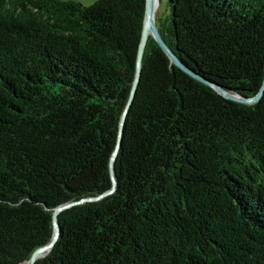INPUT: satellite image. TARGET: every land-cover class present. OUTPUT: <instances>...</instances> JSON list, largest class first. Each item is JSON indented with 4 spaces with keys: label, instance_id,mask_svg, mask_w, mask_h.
<instances>
[{
    "label": "trees",
    "instance_id": "16d2710c",
    "mask_svg": "<svg viewBox=\"0 0 264 264\" xmlns=\"http://www.w3.org/2000/svg\"><path fill=\"white\" fill-rule=\"evenodd\" d=\"M166 43L255 97L264 0H165ZM144 0H0V264H26L53 210L99 197L135 76ZM117 190L60 214L36 264H264V96L226 100L150 39Z\"/></svg>",
    "mask_w": 264,
    "mask_h": 264
},
{
    "label": "water",
    "instance_id": "95a60500",
    "mask_svg": "<svg viewBox=\"0 0 264 264\" xmlns=\"http://www.w3.org/2000/svg\"><path fill=\"white\" fill-rule=\"evenodd\" d=\"M145 1V10H144V17H143V24H142V32L141 37L139 41L138 46V52L136 57V66H135V76L134 81L132 83L130 95L124 110V113L122 115L121 121H120V128H119V138H118V144L117 147L113 153L111 162H110V172H111V178L113 182V187L110 191L106 192L105 194L84 199L80 202H72L68 204H64L56 209L53 210L52 215V221L54 226V234L52 237L51 242L41 248H38L32 255L31 259L26 264H36V262L40 259L45 258L48 256V254L51 252V250L54 248L56 243L59 240L60 237V224H59V217L60 214L76 205L84 204L87 202H96L104 199L105 197H108L112 194H114L117 190V176H116V168H115V162L119 153V150L121 148L122 144V138L125 130L126 120L129 114V111L134 103L141 79H142V71H143V62L144 57L146 53V49L148 46V43L150 39H153L157 45L160 47V49L166 54V56L170 59L173 66L179 68L184 73L189 75L190 77L196 79L197 81L209 86L212 88L217 94L225 98L226 100L243 104V105H255L260 102V100L264 96V82L261 86V89L259 90L258 94L253 98H246L243 96H240L237 93H233L229 90H226L222 86L208 81L196 72H194L192 69H190L182 60L179 58V56L173 51L172 48L166 43L165 39L163 38L162 33L159 29V22L162 21L163 17H165L167 14H170V7L168 6L167 2L165 0H144ZM196 1V0H195ZM165 7V16L160 17V12Z\"/></svg>",
    "mask_w": 264,
    "mask_h": 264
},
{
    "label": "rangeland",
    "instance_id": "374dc122",
    "mask_svg": "<svg viewBox=\"0 0 264 264\" xmlns=\"http://www.w3.org/2000/svg\"><path fill=\"white\" fill-rule=\"evenodd\" d=\"M78 2H80L81 4H83L84 6H92L94 5L97 1L99 0H76ZM165 16V7L163 6L161 12H160V17Z\"/></svg>",
    "mask_w": 264,
    "mask_h": 264
}]
</instances>
